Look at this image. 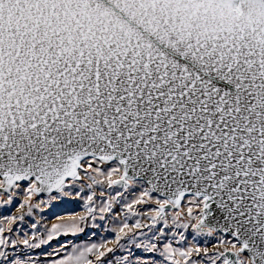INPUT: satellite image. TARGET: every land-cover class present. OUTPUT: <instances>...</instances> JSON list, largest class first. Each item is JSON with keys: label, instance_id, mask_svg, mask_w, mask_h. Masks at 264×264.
Wrapping results in <instances>:
<instances>
[{"label": "snow or ice", "instance_id": "obj_1", "mask_svg": "<svg viewBox=\"0 0 264 264\" xmlns=\"http://www.w3.org/2000/svg\"><path fill=\"white\" fill-rule=\"evenodd\" d=\"M0 209V264H264V0H0Z\"/></svg>", "mask_w": 264, "mask_h": 264}, {"label": "rangeland", "instance_id": "obj_2", "mask_svg": "<svg viewBox=\"0 0 264 264\" xmlns=\"http://www.w3.org/2000/svg\"><path fill=\"white\" fill-rule=\"evenodd\" d=\"M57 210L60 211V212H71V211H74V210H79V206L78 205H74V204H68V205H66V206H64L62 208L57 209ZM7 211L14 213L15 209H10V210H7ZM4 212H5V210L0 209V213H4ZM107 235H110V234L107 233Z\"/></svg>", "mask_w": 264, "mask_h": 264}, {"label": "crops", "instance_id": "obj_3", "mask_svg": "<svg viewBox=\"0 0 264 264\" xmlns=\"http://www.w3.org/2000/svg\"><path fill=\"white\" fill-rule=\"evenodd\" d=\"M103 235H107V233H105V234H103ZM53 243H55V242H53Z\"/></svg>", "mask_w": 264, "mask_h": 264}]
</instances>
